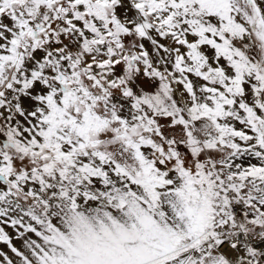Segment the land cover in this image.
<instances>
[{"label": "rangeland", "instance_id": "obj_1", "mask_svg": "<svg viewBox=\"0 0 264 264\" xmlns=\"http://www.w3.org/2000/svg\"><path fill=\"white\" fill-rule=\"evenodd\" d=\"M248 234L264 0H0V264H249Z\"/></svg>", "mask_w": 264, "mask_h": 264}, {"label": "built area", "instance_id": "obj_2", "mask_svg": "<svg viewBox=\"0 0 264 264\" xmlns=\"http://www.w3.org/2000/svg\"><path fill=\"white\" fill-rule=\"evenodd\" d=\"M237 166L234 164H227L225 166L226 169H228L230 172L233 169H235ZM232 173H234L232 171ZM249 181L248 179L244 180V183ZM243 184V183H242ZM241 184V185H242ZM257 188H246V187H238V189H233L231 187H228L224 192V198H225V217L228 219H240L244 214H253L256 215V210L258 208L257 201L258 199H253L254 204L250 205L251 208L249 210L247 209L248 206L242 203L241 198H238L237 196H243L245 194H260L258 192H255ZM260 196V195H259ZM255 221V220H254ZM254 221L248 223L251 225ZM237 226L235 225L234 228ZM236 230H242L240 226L236 228ZM244 233V231H243ZM245 235V233H244ZM246 237V236H245ZM248 237H250V240L256 247V252L250 253L247 250V253L250 256L249 264H264V244L258 245L257 242H260L264 239V236L261 238H251L252 236L248 234ZM187 248V247H186ZM209 247L204 244V239L200 236L195 237L193 240V244L187 249L186 257L181 261L180 264H201L203 259L205 258L206 254L209 252ZM220 251V249L218 248ZM225 255V254H224ZM226 256V255H225ZM227 257V256H226Z\"/></svg>", "mask_w": 264, "mask_h": 264}, {"label": "bare ground", "instance_id": "obj_3", "mask_svg": "<svg viewBox=\"0 0 264 264\" xmlns=\"http://www.w3.org/2000/svg\"><path fill=\"white\" fill-rule=\"evenodd\" d=\"M199 88V87H198ZM97 172H99V171H97ZM111 173V172H110ZM119 175L120 174H116V173H114V174H112L111 176H107L106 178H107V180H108V183L110 182V183H113V182H115L114 180H115V177L117 176V177H119ZM105 180V179H104ZM49 198V197H48ZM50 198H52V197H50ZM239 233L240 234H242L243 233V231H241V230H239ZM243 235V234H242ZM257 244L258 245H262V244H264V239H263V241H262V243H259V242H257ZM222 249V248H221ZM231 249V248H230ZM230 249H228L229 251H231V252H233L232 250H230ZM236 251V250H235ZM230 255H231V253H230ZM234 254L232 253V256H233ZM233 259H235V258H233ZM235 261H237L236 259H235ZM238 264H240L239 263V261H238Z\"/></svg>", "mask_w": 264, "mask_h": 264}, {"label": "crops", "instance_id": "obj_4", "mask_svg": "<svg viewBox=\"0 0 264 264\" xmlns=\"http://www.w3.org/2000/svg\"><path fill=\"white\" fill-rule=\"evenodd\" d=\"M181 219V215L180 216H175L174 215V221H179ZM149 222V221H148ZM194 227V226H193ZM192 228V227H191ZM147 229H149V228H147ZM186 229H188V228H186Z\"/></svg>", "mask_w": 264, "mask_h": 264}, {"label": "trees", "instance_id": "obj_5", "mask_svg": "<svg viewBox=\"0 0 264 264\" xmlns=\"http://www.w3.org/2000/svg\"><path fill=\"white\" fill-rule=\"evenodd\" d=\"M203 260H204V259H203ZM202 263H203V261H202ZM202 263H201V264H202Z\"/></svg>", "mask_w": 264, "mask_h": 264}]
</instances>
